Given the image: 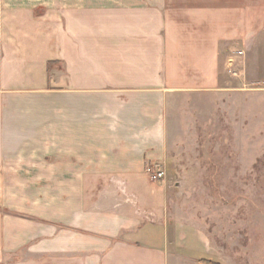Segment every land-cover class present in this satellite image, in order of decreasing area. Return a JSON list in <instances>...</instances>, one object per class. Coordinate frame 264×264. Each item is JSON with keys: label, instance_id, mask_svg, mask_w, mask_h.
I'll list each match as a JSON object with an SVG mask.
<instances>
[{"label": "crops", "instance_id": "obj_1", "mask_svg": "<svg viewBox=\"0 0 264 264\" xmlns=\"http://www.w3.org/2000/svg\"><path fill=\"white\" fill-rule=\"evenodd\" d=\"M256 1L0 0V264H171L172 108L222 90Z\"/></svg>", "mask_w": 264, "mask_h": 264}, {"label": "rangeland", "instance_id": "obj_2", "mask_svg": "<svg viewBox=\"0 0 264 264\" xmlns=\"http://www.w3.org/2000/svg\"><path fill=\"white\" fill-rule=\"evenodd\" d=\"M242 50L222 90L172 108L163 179L174 223L195 229L171 264H264V31Z\"/></svg>", "mask_w": 264, "mask_h": 264}, {"label": "built area", "instance_id": "obj_3", "mask_svg": "<svg viewBox=\"0 0 264 264\" xmlns=\"http://www.w3.org/2000/svg\"><path fill=\"white\" fill-rule=\"evenodd\" d=\"M229 73L233 76H237V73L235 72V61L234 58L229 60ZM165 177V172L164 171H158V172H154L152 175V179L154 180H161Z\"/></svg>", "mask_w": 264, "mask_h": 264}]
</instances>
